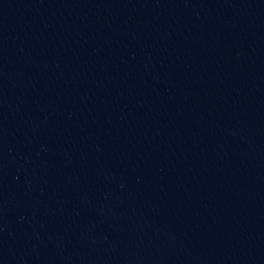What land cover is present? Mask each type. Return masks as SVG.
<instances>
[{"label": "water", "instance_id": "obj_1", "mask_svg": "<svg viewBox=\"0 0 264 264\" xmlns=\"http://www.w3.org/2000/svg\"><path fill=\"white\" fill-rule=\"evenodd\" d=\"M0 264H264V0H0Z\"/></svg>", "mask_w": 264, "mask_h": 264}]
</instances>
